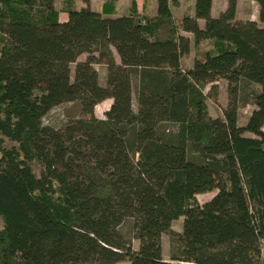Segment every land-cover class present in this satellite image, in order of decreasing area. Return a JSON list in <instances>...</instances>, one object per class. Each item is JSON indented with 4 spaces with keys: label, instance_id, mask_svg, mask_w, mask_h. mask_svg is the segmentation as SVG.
I'll return each instance as SVG.
<instances>
[{
    "label": "trees",
    "instance_id": "obj_1",
    "mask_svg": "<svg viewBox=\"0 0 264 264\" xmlns=\"http://www.w3.org/2000/svg\"><path fill=\"white\" fill-rule=\"evenodd\" d=\"M191 1L176 19V0H155L154 15L131 0L119 16L114 0L97 10L90 0H0V264L259 263L264 0H254L263 26L237 19L238 0L215 17L212 0ZM218 79L229 104L211 118L203 88ZM64 103L80 116L43 125ZM163 234L177 244L170 261Z\"/></svg>",
    "mask_w": 264,
    "mask_h": 264
},
{
    "label": "rangeland",
    "instance_id": "obj_2",
    "mask_svg": "<svg viewBox=\"0 0 264 264\" xmlns=\"http://www.w3.org/2000/svg\"><path fill=\"white\" fill-rule=\"evenodd\" d=\"M62 0H55V5L57 8L61 7ZM131 0H114V6L116 13L119 15L126 14ZM135 1V0H134ZM151 1L152 0H137V9L139 12L144 11L148 15H152L151 9ZM104 0H90L89 7L91 9H100L101 4ZM226 0H214L213 5V14L217 15L222 5H224ZM76 4L78 6H82L84 3L82 0H76ZM145 4V5H144ZM193 2L191 0H178L177 6L172 8L173 15L176 19H179L186 11H191ZM212 8V7H211ZM147 9V10H146ZM259 15V7L254 0H238L237 2V13L236 17L240 21L245 20H253L258 25L263 26V24L258 19ZM66 15L64 13H60V20H65ZM199 24L202 25L203 21L200 20ZM188 37L191 38V34H187ZM193 53L194 49L191 50V55L188 60H181V67L183 69H189L192 65L193 61ZM86 59V54L81 55L78 58V61H84ZM116 61H118L117 56H115ZM94 69L97 71L98 74V83L100 85H104V82H100V78H104L106 69L104 65L95 64ZM135 84L136 81L132 79V107L136 111L137 104L135 100ZM203 93L206 95V105L208 114L211 118H220L223 115V111L229 104V98L227 95V82L222 79H218L213 84H208L203 88ZM112 100L110 98L104 99L102 102L98 103L94 107V114L99 119H104L105 112L109 109ZM254 109V106L251 104L246 105L245 107L239 110V125H243L245 123L246 117L248 114ZM80 116L79 107L76 104L72 103H64L58 105L51 109L48 114L43 118V125H49L52 127L60 128L62 127L67 121L78 118ZM264 130V127H263ZM215 191L198 194L196 196L197 201L200 204L208 201L210 198L213 197ZM1 226V223H0ZM174 233H179L181 231V220L175 221L171 227ZM121 234L123 235L124 239L131 241V245L134 250L138 248V240L131 239L133 232L130 229L129 223H125L124 226L120 229ZM260 244V243H259ZM161 249H162V257L165 261H170V257L172 255H177V244L173 242L169 235L163 234L161 237ZM115 264H130L128 261H120ZM258 264H264V259H260Z\"/></svg>",
    "mask_w": 264,
    "mask_h": 264
},
{
    "label": "crops",
    "instance_id": "obj_3",
    "mask_svg": "<svg viewBox=\"0 0 264 264\" xmlns=\"http://www.w3.org/2000/svg\"><path fill=\"white\" fill-rule=\"evenodd\" d=\"M136 1V3H137V0H135ZM177 2H178V0H176ZM145 5V4H144ZM213 5H214V0H212V8H211V16L212 17H215V16H217L220 12H223L224 11V9H225V7H226V2H224V5H222L223 7H221V9L219 10V13L217 14V15H215V14H213ZM151 9H152V15H154L155 14V11H156V2H155V0H152L151 1ZM147 10V9H146ZM191 12V11H190ZM117 16H119V14H117ZM66 20V19H65ZM65 20H62V21H65ZM61 21V20H60ZM260 26V25H259ZM183 35H185V36H187V33H183ZM104 80H105V76H104V78H100V82L102 83V82H104Z\"/></svg>",
    "mask_w": 264,
    "mask_h": 264
},
{
    "label": "built area",
    "instance_id": "obj_4",
    "mask_svg": "<svg viewBox=\"0 0 264 264\" xmlns=\"http://www.w3.org/2000/svg\"><path fill=\"white\" fill-rule=\"evenodd\" d=\"M260 259H264V237L260 241Z\"/></svg>",
    "mask_w": 264,
    "mask_h": 264
}]
</instances>
